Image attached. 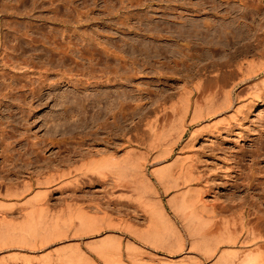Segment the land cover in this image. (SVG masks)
<instances>
[{
    "label": "rangeland",
    "instance_id": "obj_1",
    "mask_svg": "<svg viewBox=\"0 0 264 264\" xmlns=\"http://www.w3.org/2000/svg\"><path fill=\"white\" fill-rule=\"evenodd\" d=\"M206 19L223 25L235 19L238 22L234 24L243 35L237 30L241 37L233 48L238 49L243 44L254 46L264 30V0H0V54L4 51L2 56L5 53L11 60L6 62L8 67L0 63V91L3 93H0V147L3 148L0 149V183L15 178L8 175V170L18 171L19 165V170L23 169L26 175L47 162L51 167L61 163L70 154H67L69 148H103L102 144L92 145L88 137H83L88 129L77 125L80 121L73 115L75 105L70 102L73 97L79 99L82 94L105 92L110 96L102 102L105 104L119 94L124 96L128 111L133 107L139 109V119L162 106L168 108L171 102L176 103L191 71L203 72L204 64L222 61L234 50H221L211 59L207 57V48L198 40L200 34L196 36L191 32L195 30H191L194 25L200 27ZM146 47L149 57L144 58L145 53L141 52H145ZM50 48L54 51L59 48L62 54L70 52L71 60L63 62L59 51H53V56ZM117 57H121V67L116 65ZM13 66L17 71L11 69ZM238 92L242 98L247 96L246 90L236 88L234 93ZM169 95L171 101L165 102L164 98ZM67 104L70 105L67 107ZM83 104L88 114H93L90 102ZM241 112L238 121L228 125L220 123L216 130L204 129L206 132L200 133L192 149L194 171L208 182L203 193L205 201L214 202L216 207L244 205L264 216V153L257 155L254 150L256 143L264 142V98L256 104H245ZM159 116L160 113L156 117L151 114L153 119ZM176 117L168 113L165 120L159 119V122L168 126ZM134 120V116L128 117L122 124L124 132L116 131L118 135L112 136L116 144L124 137L134 139ZM140 129L142 126L138 129V150L147 145ZM188 135L189 130L183 140ZM34 142L40 150L36 159H30L43 161L28 166L27 151ZM9 154L14 157L12 162L15 161H7L11 165L4 162ZM147 171L150 172L149 165ZM252 171L256 175L254 179L250 176ZM88 176L78 178V187L73 184L56 187L49 195L48 208L51 212L62 211L68 203L94 213L97 207L99 216H103L102 212L114 214L113 226L118 217V227L113 228L111 222L107 223L110 227L107 221L101 222L97 233H80L81 237L64 241V244L77 242L80 251L94 259L93 250L85 246L89 241L113 234L126 240L129 235H139V227L144 230L148 221L132 188L110 189L109 182ZM152 182L156 184L154 178ZM217 184L222 188L218 194ZM20 219L19 216L15 220ZM60 243L57 245L63 244ZM8 264L15 263L9 261Z\"/></svg>",
    "mask_w": 264,
    "mask_h": 264
},
{
    "label": "bare ground",
    "instance_id": "obj_2",
    "mask_svg": "<svg viewBox=\"0 0 264 264\" xmlns=\"http://www.w3.org/2000/svg\"><path fill=\"white\" fill-rule=\"evenodd\" d=\"M236 22L234 19L223 25L217 24L214 19H206L200 27L194 25L191 30H195L191 32L196 36L200 34L198 40L207 48V57L211 59L215 53L233 48L238 43V37L243 34L235 26ZM254 46L243 44L238 49L233 48L224 60L204 64L203 72L191 71L187 76L189 81L178 93L176 103L171 102L168 108L162 106L143 115L142 119H139L137 107L131 111L125 108V98L119 94L105 104L102 102L110 98L105 92L100 95L93 93L92 96L82 94L79 99L73 97L70 102L75 105L73 115L80 121L77 125L88 129L83 137H88L92 145L102 144L103 148L81 150L80 145V148L72 147L71 150L65 148L70 154L66 159L61 157L64 159L61 163L59 157V162L54 166H48L47 162L46 166H39L37 171H30L32 173L26 175L23 169L19 170L20 165L18 171L8 170V175L15 178H6L5 182L0 183V264H8L9 261L15 264H31L32 261L37 264H264V216L244 205L224 204L216 207L214 202L205 201L203 193L208 188V182L195 173L192 158L193 143L204 129L212 131L220 123L228 125L238 121L245 104H256L264 98V30ZM50 49L51 54L61 52L59 48L55 51ZM147 51L149 49L146 47L145 52H141L143 55L145 53L144 58L149 57ZM69 53H60L63 62L71 60ZM247 57L257 59L249 60ZM7 58L5 53L0 58L2 66L8 67L6 62L8 60L10 63L11 60ZM120 58L115 59L119 67L122 66ZM11 69L17 71L15 66ZM200 77L204 79H196ZM236 88L246 90L247 96L242 98L239 92L234 93ZM194 94L197 97L194 98ZM171 99L169 95L164 101ZM84 102H90V108H94L93 114H88ZM159 113L162 120L168 113L177 117L167 126L160 124L159 119L151 118V114L156 117ZM132 116L135 119L134 139L124 137L121 143L116 144L112 136L117 134L116 131L121 133L122 124ZM141 126L147 145L138 150V129ZM188 130L189 135L183 140ZM102 133L105 136L99 137ZM263 143L254 146L257 155L264 153ZM28 148L26 163L29 166L37 162L30 158L36 159L40 148L36 142ZM241 152L244 159V149ZM7 157L5 163L15 162H12L14 157L11 154ZM14 166H17L16 163ZM88 174L109 182L110 189L132 188L139 198V208L145 211L147 216H144L148 221L144 230L139 227V235H129L126 240L123 238L124 241L114 234L89 241L85 246L93 250L94 259L80 251L77 242L64 244V241L68 242L74 236L81 237L84 233H97L101 229V222H111L113 226L114 214L102 212L103 216H99L97 207L94 213H89L67 202L62 211L51 212L48 208L49 195L55 189L68 184L77 186L78 178L90 177ZM250 176L253 179L256 177L253 171ZM130 177L133 179H128ZM153 178L156 184L152 182ZM220 185L216 186V194L222 190ZM262 185L264 187V181ZM19 216L21 219L16 221ZM116 221L114 226L118 227L120 223ZM59 242L64 245H57Z\"/></svg>",
    "mask_w": 264,
    "mask_h": 264
}]
</instances>
